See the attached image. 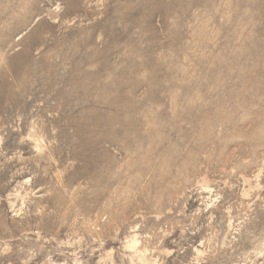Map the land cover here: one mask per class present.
I'll return each mask as SVG.
<instances>
[{"label":"rangeland","instance_id":"374dc122","mask_svg":"<svg viewBox=\"0 0 264 264\" xmlns=\"http://www.w3.org/2000/svg\"><path fill=\"white\" fill-rule=\"evenodd\" d=\"M0 264H264V0H0Z\"/></svg>","mask_w":264,"mask_h":264}]
</instances>
